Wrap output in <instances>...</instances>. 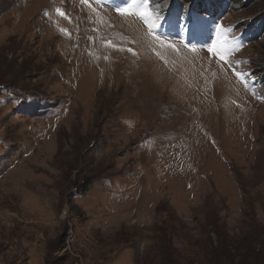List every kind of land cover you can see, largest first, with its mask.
<instances>
[{
    "label": "rangeland",
    "instance_id": "374dc122",
    "mask_svg": "<svg viewBox=\"0 0 264 264\" xmlns=\"http://www.w3.org/2000/svg\"><path fill=\"white\" fill-rule=\"evenodd\" d=\"M148 5L0 0V264H161L163 227L192 258L213 224L264 236V0Z\"/></svg>",
    "mask_w": 264,
    "mask_h": 264
},
{
    "label": "trees",
    "instance_id": "16d2710c",
    "mask_svg": "<svg viewBox=\"0 0 264 264\" xmlns=\"http://www.w3.org/2000/svg\"><path fill=\"white\" fill-rule=\"evenodd\" d=\"M264 20L260 23L259 27L262 28ZM256 230L255 236H244L243 242L235 241L223 226L212 225L210 230L206 232V245L202 253L200 252L198 258L176 252L174 249L173 254L170 246L173 242V229L168 231L163 227L160 232L162 233L161 239L163 244L157 253L162 257L161 264H264V236L263 230ZM176 232V230H175ZM259 244V247H257Z\"/></svg>",
    "mask_w": 264,
    "mask_h": 264
},
{
    "label": "snow or ice",
    "instance_id": "6c2138e0",
    "mask_svg": "<svg viewBox=\"0 0 264 264\" xmlns=\"http://www.w3.org/2000/svg\"><path fill=\"white\" fill-rule=\"evenodd\" d=\"M82 2L88 4L89 0H82ZM89 6L91 7L90 4ZM133 7H135V5H133ZM57 11L60 13V15H64V13L60 12L59 9H57ZM117 11L121 14H130L128 8H117ZM134 14L138 15L142 20L145 21V23H148L149 18L153 15V13L149 11L148 0H141V7ZM156 26L157 25L155 23L148 24V27L150 30ZM217 28H222V26L217 25ZM228 31H230V29H223V31L221 32V35H225V40L222 43L219 41H214L211 47L209 48L210 52H213L221 61H224L226 63H227V60H226V56L224 55V53L231 50L228 46L229 42L226 38V33ZM157 39L159 38L157 37ZM128 51H132V50L129 49ZM237 75L239 76L240 73H237Z\"/></svg>",
    "mask_w": 264,
    "mask_h": 264
}]
</instances>
